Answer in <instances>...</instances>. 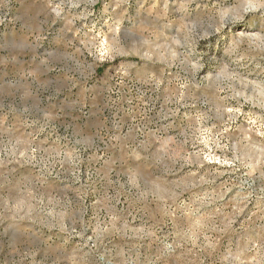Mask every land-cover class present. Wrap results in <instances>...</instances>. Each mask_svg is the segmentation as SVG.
I'll return each instance as SVG.
<instances>
[{
    "label": "rangeland",
    "instance_id": "374dc122",
    "mask_svg": "<svg viewBox=\"0 0 264 264\" xmlns=\"http://www.w3.org/2000/svg\"><path fill=\"white\" fill-rule=\"evenodd\" d=\"M0 264H264V0H0Z\"/></svg>",
    "mask_w": 264,
    "mask_h": 264
}]
</instances>
